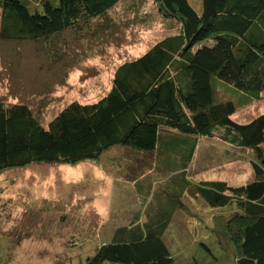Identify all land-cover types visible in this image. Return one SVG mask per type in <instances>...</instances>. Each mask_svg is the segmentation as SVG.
Returning <instances> with one entry per match:
<instances>
[{
  "label": "trees",
  "instance_id": "16d2710c",
  "mask_svg": "<svg viewBox=\"0 0 264 264\" xmlns=\"http://www.w3.org/2000/svg\"><path fill=\"white\" fill-rule=\"evenodd\" d=\"M119 1L0 0V39L32 40L42 55L56 54V69L65 79L109 17L105 24L96 22ZM151 1L176 32L115 65L108 88L93 101H69L42 123L26 102L0 100V173L32 163L99 161L116 149L140 155L131 174L147 169L163 176L155 181L156 191L145 174L124 184L123 197L138 200L133 218L150 212L146 223L117 227L80 264H174L166 226L174 209L185 207V189L208 206H227L211 230L219 248L230 250L233 264H264V112L239 123L231 118L233 102L213 101L214 80L250 94L246 101L264 91V0H201L199 13L188 0ZM199 137L254 148L253 178L234 187L190 180L189 161ZM225 151L232 156L234 150ZM214 258L223 260L220 254Z\"/></svg>",
  "mask_w": 264,
  "mask_h": 264
},
{
  "label": "rangeland",
  "instance_id": "374dc122",
  "mask_svg": "<svg viewBox=\"0 0 264 264\" xmlns=\"http://www.w3.org/2000/svg\"><path fill=\"white\" fill-rule=\"evenodd\" d=\"M188 1L199 13L201 0ZM103 18L96 23L105 24L108 18V24L94 34L92 44L89 39L87 55L71 66L65 79L60 69H56V54L42 55L32 40L0 39V100L26 102L38 110L40 121L45 123L69 101H93L108 88L115 65L142 53L164 35L176 32V26L155 11L151 0H120ZM213 82V101L233 102L235 110L231 118L234 121L244 123L264 112V91L258 99L246 101L250 94L221 80ZM204 143L220 151L219 142L205 139ZM261 147L264 148V143ZM227 149L234 150L230 160L216 161L217 155L213 154L210 161H203L205 150H210L203 147L196 153L199 162L195 158L187 177L194 181L222 180L233 186L250 181L253 178L251 162H258L256 150L242 146ZM127 153L116 149L105 152L99 161L85 160L73 165L32 163L1 172L0 264L84 262L102 244L121 214L124 216L118 208L124 202L123 196H127L123 195L124 184L131 186L127 178L137 174V171L135 174L128 171L135 161L143 159ZM114 163L122 166L109 167ZM141 173L154 180L152 191H156L155 181L159 184L161 177L147 169ZM184 193L181 200L187 214L185 220H190L192 212L195 219L209 215L214 217L210 218L211 223L218 222L217 211L210 210L199 196L190 195L186 189ZM120 195L122 199L115 202ZM216 240V236H211L204 243L214 257L220 254L223 258L220 262L198 245L196 236H191L188 242L180 227L169 230L165 242L172 252L182 244L188 248L186 253L190 258L185 260L177 255L174 264H194V260H200L198 264L209 261L233 264L230 250L217 247Z\"/></svg>",
  "mask_w": 264,
  "mask_h": 264
},
{
  "label": "crops",
  "instance_id": "0c3cea01",
  "mask_svg": "<svg viewBox=\"0 0 264 264\" xmlns=\"http://www.w3.org/2000/svg\"><path fill=\"white\" fill-rule=\"evenodd\" d=\"M205 139H211V140H213V141H217V142H219V145H218V147L220 148V151L219 152H216L215 150H214V148H212L211 146H207L205 143H204V140ZM209 147L210 148V150H205V152H204V156H203V158H202V160L203 161H206V160H208V161H210L211 160V158H213V154H215V155H217V157H216V161H222V160H230V155L229 156H227V155H225L224 153H226L227 151H225V149H227V147H230V146H227L226 144H223L222 142H220V141H218L217 139H215V138H205V137H199L198 139H197V142H196V144L194 145V153H193V157L191 158V160L189 161L190 162V164H189V168H190V166H192L193 165V163H195V161H196V153L198 152V151H200L203 147ZM227 154V153H226ZM196 158V159H195ZM138 159V158H137ZM176 161V160H175ZM197 161L199 162V158L197 159ZM164 163H165V165H168V164H170L169 163V160H166V161H163ZM177 162V161H176ZM168 166H170V165H168ZM187 166H188V164H187ZM132 171H135V169H134V167H130V169H129V173L130 172H132ZM158 172V171H157ZM133 173V172H132ZM168 173V172H167ZM137 174H138V177H140L139 176V174L142 176V174L143 173H141L140 171H137ZM158 177H163L162 176V174L159 172V173H157L156 174ZM168 176H166V179H168L167 178ZM200 181H220V182H224V184H226V185H228L225 181H222V180H200ZM228 186H232V187H234L233 185H228ZM132 189V188H131ZM223 193L224 194H227V195H229L230 194V192L228 191V190H225V191H223ZM135 195V194H134ZM122 199V197H119L118 198V201L119 200H121ZM123 199H124V202L122 203V204H120V205H118V208H119V212H120V210H121V212H124V216L121 214V219L120 218H118L117 220H118V223L115 225V226H113L112 228H111V230H114V229H116L117 227H120V226H126V227H129L130 225H132V223L133 224H137V225H141L142 223L143 224H145L146 223V218H148L147 217V215H149L150 214V212H148V210L147 211H143V214L142 215H140L139 217H136V218H133V213L134 212H136V210H137V208L138 207H136V200H137V197L135 196V197H133L132 198V200L131 201H129V198H124L123 197ZM202 200V199H201ZM138 201V200H137ZM152 201V200H151ZM182 202V201H181ZM204 202V201H203ZM183 203V202H182ZM205 203V202H204ZM206 205V204H205ZM208 208H210V210L211 209H214L215 211H217V214L216 215H218V214H222V213H224V210L227 208V206H225V207H217V206H213V207H211V206H208V205H206ZM122 208L124 209V210H122ZM134 209H135V211H134ZM141 209V208H140ZM183 209H185V207L184 208H181V207H177V208H175L174 209V214H172V217H171V219L169 218L168 220L170 221L169 222V224H170V228L168 229V227L166 226V228H167V231H168V233H169V230H171L172 228L173 229H177V228H181L182 229V231H183V234L185 235V237H187V240H188V242H189V238L191 237V236H196L197 238H198V245H200L201 246V244L200 243H203V244H205L204 243V240H206L207 238H211V236H216L217 237V234L215 233V232H213L211 229H212V227H213V225H215L214 224V222H210L209 220H210V218H214V217H211V216H209V215H206V218H201V219H199L198 218V216H196L197 218L195 219L194 217H195V214H193L192 212H191V218H190V220H185V218H186V216H187V214H186V212H184V210ZM229 209H231V210H233L232 209V207L231 206H229ZM128 212H130L129 213V215L128 216H126V213H128ZM210 213V212H209ZM208 213V214H209ZM222 217V216H221ZM153 218V217H152ZM176 219H177V221H176ZM206 220H207V222H206ZM221 220V219H220ZM176 221V224H175V226H173L172 224L174 223ZM197 221V222H196ZM209 221V222H208ZM197 223H198V225H197ZM212 224V225H211ZM193 225V227H191ZM216 226V225H215ZM191 227V228H190ZM109 231V233H108V235L107 236H104L105 237V239H104V241L103 242H106V241H109L113 236V233H114V231ZM102 242V243H103ZM217 242H218V237H217V240H216V242L214 243V244H217ZM187 244V243H186ZM221 244H222V242H221ZM218 245V244H217ZM220 246V245H219ZM219 246H217V247H219ZM229 247V246H228ZM188 250V248L187 247H184L183 246V244L181 245V246H178L173 252L170 250L169 252H170V254L171 255H174V256H177V255H179V256H182L183 257V259H188V258H190V256L186 253V251ZM218 262V261H217ZM217 262H212L211 264H214V263H216L217 264ZM220 262V261H219ZM207 264H210V261L207 263Z\"/></svg>",
  "mask_w": 264,
  "mask_h": 264
}]
</instances>
